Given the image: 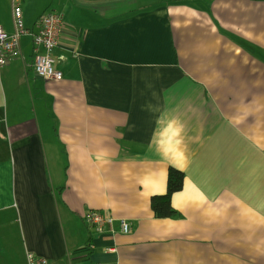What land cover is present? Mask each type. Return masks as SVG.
<instances>
[{"label":"crops","instance_id":"crops-1","mask_svg":"<svg viewBox=\"0 0 264 264\" xmlns=\"http://www.w3.org/2000/svg\"><path fill=\"white\" fill-rule=\"evenodd\" d=\"M62 13L61 80L32 38L0 73V264H264V0H20ZM0 25L14 30L12 0ZM170 122L183 154H165ZM184 174L172 217L151 198ZM130 224L95 231L86 209ZM93 244L94 247H89Z\"/></svg>","mask_w":264,"mask_h":264},{"label":"built area","instance_id":"built-area-1","mask_svg":"<svg viewBox=\"0 0 264 264\" xmlns=\"http://www.w3.org/2000/svg\"><path fill=\"white\" fill-rule=\"evenodd\" d=\"M12 16L13 32H7L0 25V73L8 59L20 52L21 37L30 35L36 75L49 80H61L63 73L55 65L53 50L60 42L65 26L64 15L54 11L42 14L37 20L36 31H33L24 23L20 0H12ZM83 218L95 231H114L115 223L123 233H128L131 228L125 219H118L105 210L86 209ZM89 247L94 245L89 244ZM26 258L27 264H49L46 258L38 257L31 251H27Z\"/></svg>","mask_w":264,"mask_h":264},{"label":"trees","instance_id":"trees-1","mask_svg":"<svg viewBox=\"0 0 264 264\" xmlns=\"http://www.w3.org/2000/svg\"><path fill=\"white\" fill-rule=\"evenodd\" d=\"M184 174L181 170L170 167L167 176L166 192L162 195H154L151 198V207L156 217L166 218L176 214L171 204V196L182 187Z\"/></svg>","mask_w":264,"mask_h":264},{"label":"clouds","instance_id":"clouds-1","mask_svg":"<svg viewBox=\"0 0 264 264\" xmlns=\"http://www.w3.org/2000/svg\"><path fill=\"white\" fill-rule=\"evenodd\" d=\"M181 127L170 122L163 134L164 138L160 141V146L165 154L171 153L177 158L183 154V138L181 137Z\"/></svg>","mask_w":264,"mask_h":264}]
</instances>
